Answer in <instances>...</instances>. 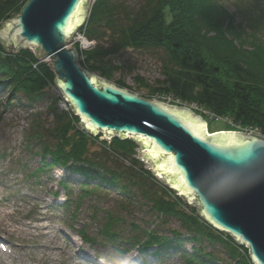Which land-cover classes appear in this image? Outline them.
Masks as SVG:
<instances>
[{
  "label": "trees",
  "instance_id": "16d2710c",
  "mask_svg": "<svg viewBox=\"0 0 264 264\" xmlns=\"http://www.w3.org/2000/svg\"><path fill=\"white\" fill-rule=\"evenodd\" d=\"M28 1L0 0V25L18 15ZM236 1L231 11L223 0H94L80 32L95 46L76 47L80 64L129 89L124 78L115 77L129 69L119 57L129 51L160 50L165 54L160 63L162 79L151 85L136 77L145 87L144 98L172 96L202 116L207 112L233 126H258L264 137V49H259L264 48V0ZM55 76L52 67L39 62L31 50L9 53L0 44V91L9 89L8 104L19 100L18 93L28 97V106L42 100L47 89L55 86ZM60 99L62 95H56L45 116L37 113L30 128L29 147L37 148L34 154L41 159L32 175L61 167L67 174L58 185L66 189V200L72 194L71 182L79 176L83 198L91 194L103 198L114 191L124 197L120 201L124 211L142 210L145 217H153L144 221V227L130 222L135 234L123 238L126 222L106 212L101 226L105 242L121 243L116 248L119 254L138 248L144 256L156 246L154 255L161 260L191 242V254H182L183 264H252L245 247L213 229L195 210L186 211L190 205L145 168L137 158V143L117 137L110 143L99 141V136L79 128L80 120L71 110L58 108ZM171 221L178 223V229L163 232L160 227ZM82 231L85 240H90ZM91 243L96 241L91 239ZM215 244L226 252L228 261L216 259L207 250Z\"/></svg>",
  "mask_w": 264,
  "mask_h": 264
},
{
  "label": "water",
  "instance_id": "95a60500",
  "mask_svg": "<svg viewBox=\"0 0 264 264\" xmlns=\"http://www.w3.org/2000/svg\"><path fill=\"white\" fill-rule=\"evenodd\" d=\"M92 0H29L0 25L5 51L29 49L55 73V86L80 128L93 137L131 139L137 158L218 232L264 264V137L207 132L189 107L146 99L83 68L72 37L86 22ZM110 143V142H109Z\"/></svg>",
  "mask_w": 264,
  "mask_h": 264
},
{
  "label": "rangeland",
  "instance_id": "374dc122",
  "mask_svg": "<svg viewBox=\"0 0 264 264\" xmlns=\"http://www.w3.org/2000/svg\"><path fill=\"white\" fill-rule=\"evenodd\" d=\"M223 2L234 11L236 0ZM76 45L74 43L70 47L75 48ZM261 51L264 57V50ZM122 56L119 60L129 69L117 72L115 77L124 78L130 92L147 97L145 87L136 81V77L144 78L151 85L162 79L160 63L165 57L164 52L129 51ZM111 83L115 84L114 81ZM138 88L142 91H137ZM9 93V89L0 91V264H183L182 254L185 251L191 254V242H185L183 250H177L174 254L169 251L166 258L161 260L154 255L156 246H151L146 256L138 248H132L127 254H119L116 248L121 243L112 245L104 241L101 226L106 212L115 213L126 222L127 229H122L123 238H131L135 234L129 227L130 222L144 227L147 218L153 220L151 215L145 217L142 210L137 212L132 209V213L124 211L120 205L124 197L116 192L109 191L103 198L92 194L83 198L80 196L82 178L77 176L71 182L72 194L68 201L66 189L58 185L66 176V170L55 166L39 173L38 177L33 176L41 159L34 154L37 148L30 149L28 134L35 115L40 113L45 116L48 106L60 92L56 86H52L47 89L42 100L31 106H28V97L23 93L17 94L19 100L15 99L13 105L8 104ZM166 97L168 95H160L155 99L162 101ZM63 101L59 100L58 108L70 111L68 104ZM163 102H167L166 99ZM171 103L173 106L188 107L178 98L172 97ZM203 117L210 131H234L246 126L261 131L255 125L233 126L227 119L210 116L207 112H204ZM98 136L100 138L103 134ZM101 141L108 142L106 139ZM194 210L198 214L196 203L186 211L192 213ZM178 227L177 222L171 221L160 229L165 232ZM82 229L90 240H85ZM78 235L83 236L84 241ZM91 239L96 243L92 244ZM207 250L212 251L216 259L228 261L225 259L226 252L218 244L208 246Z\"/></svg>",
  "mask_w": 264,
  "mask_h": 264
},
{
  "label": "built area",
  "instance_id": "2783aa9c",
  "mask_svg": "<svg viewBox=\"0 0 264 264\" xmlns=\"http://www.w3.org/2000/svg\"><path fill=\"white\" fill-rule=\"evenodd\" d=\"M74 43L77 44L75 46V48L78 46L79 49H81V50L91 49V48H93L95 46V41H92V40H89L88 38H86L84 36V34L80 32V30H78V32L72 37L71 45H73ZM38 61L42 62V61H48V60L47 59H43V60L38 59ZM34 66H36V65H34ZM165 99H166L167 102H164V103L169 104V105L172 104L171 103V101H172V97L171 96H168V97L164 98L162 100V102L165 101ZM63 103L67 104V102L65 100L63 101ZM234 131L242 132V133H245V134H253V135H260L261 136L259 130L253 129L250 126H246L243 129H238V130H234Z\"/></svg>",
  "mask_w": 264,
  "mask_h": 264
},
{
  "label": "bare ground",
  "instance_id": "6f19581e",
  "mask_svg": "<svg viewBox=\"0 0 264 264\" xmlns=\"http://www.w3.org/2000/svg\"><path fill=\"white\" fill-rule=\"evenodd\" d=\"M206 129H207V132H208V134H211V133L209 132V130H208V124H207V127H206Z\"/></svg>",
  "mask_w": 264,
  "mask_h": 264
}]
</instances>
